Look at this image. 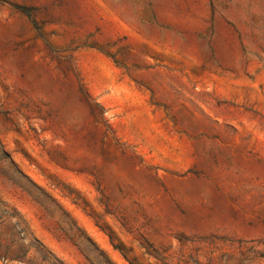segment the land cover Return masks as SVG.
<instances>
[{
	"label": "rangeland",
	"instance_id": "rangeland-1",
	"mask_svg": "<svg viewBox=\"0 0 264 264\" xmlns=\"http://www.w3.org/2000/svg\"><path fill=\"white\" fill-rule=\"evenodd\" d=\"M0 264H264V0H0Z\"/></svg>",
	"mask_w": 264,
	"mask_h": 264
},
{
	"label": "bare ground",
	"instance_id": "bare-ground-1",
	"mask_svg": "<svg viewBox=\"0 0 264 264\" xmlns=\"http://www.w3.org/2000/svg\"><path fill=\"white\" fill-rule=\"evenodd\" d=\"M171 5V4H170ZM169 5V6H170ZM168 7V6H167ZM161 12L162 14L169 18V19H177L179 20L180 22H188L190 20H192L193 18V13L191 12V10L189 11H186V5L182 7V10H180L179 12H176L174 10H168L167 8L165 7H162L161 8Z\"/></svg>",
	"mask_w": 264,
	"mask_h": 264
},
{
	"label": "trees",
	"instance_id": "trees-1",
	"mask_svg": "<svg viewBox=\"0 0 264 264\" xmlns=\"http://www.w3.org/2000/svg\"><path fill=\"white\" fill-rule=\"evenodd\" d=\"M25 12H26L27 14H29V12H28V10H27V9H25Z\"/></svg>",
	"mask_w": 264,
	"mask_h": 264
}]
</instances>
